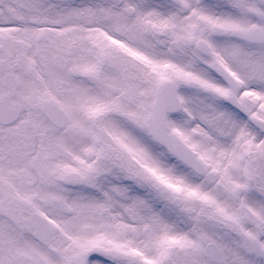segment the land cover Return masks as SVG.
Instances as JSON below:
<instances>
[{
	"label": "snow or ice",
	"instance_id": "snow-or-ice-1",
	"mask_svg": "<svg viewBox=\"0 0 264 264\" xmlns=\"http://www.w3.org/2000/svg\"><path fill=\"white\" fill-rule=\"evenodd\" d=\"M0 264H264V0H0Z\"/></svg>",
	"mask_w": 264,
	"mask_h": 264
}]
</instances>
